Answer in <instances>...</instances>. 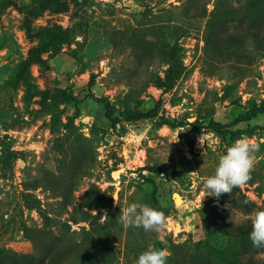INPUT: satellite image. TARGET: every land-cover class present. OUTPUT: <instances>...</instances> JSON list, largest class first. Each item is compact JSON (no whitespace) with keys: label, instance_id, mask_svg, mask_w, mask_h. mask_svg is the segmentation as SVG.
<instances>
[{"label":"rangeland","instance_id":"374dc122","mask_svg":"<svg viewBox=\"0 0 264 264\" xmlns=\"http://www.w3.org/2000/svg\"><path fill=\"white\" fill-rule=\"evenodd\" d=\"M262 12L264 0H0V264H134L152 245L166 264H232L246 247L227 226L264 206ZM41 33L53 37L34 58ZM243 136L259 144L251 179L203 197ZM133 202L166 229L124 226Z\"/></svg>","mask_w":264,"mask_h":264},{"label":"clouds","instance_id":"9594fccd","mask_svg":"<svg viewBox=\"0 0 264 264\" xmlns=\"http://www.w3.org/2000/svg\"><path fill=\"white\" fill-rule=\"evenodd\" d=\"M198 142L203 145L201 136ZM258 150L259 144L255 139L247 136L236 139L218 157L214 174L204 179L206 192L203 197L208 195L219 198L222 194H231L236 187L245 186L257 163L254 153ZM115 203L119 205L117 198ZM248 219L251 223L250 240L255 247H264V206L254 209ZM119 220L126 227H142L146 232L158 234L167 227V217L163 211L146 203L133 202L121 208ZM169 255L167 249H158L152 245L139 254L134 264H166Z\"/></svg>","mask_w":264,"mask_h":264},{"label":"trees","instance_id":"16d2710c","mask_svg":"<svg viewBox=\"0 0 264 264\" xmlns=\"http://www.w3.org/2000/svg\"><path fill=\"white\" fill-rule=\"evenodd\" d=\"M251 25L256 30H264V12L259 14L258 18L255 19L254 22L251 23ZM40 36L42 38V45L40 46L39 49L34 51L33 53L34 58H39V52L40 50L43 49L44 43H49L53 37L48 33H41ZM112 113L113 111L111 105L108 104V115L111 117ZM212 127L217 131H225L222 128V124L214 120L212 121ZM153 171L157 173L160 172V170L156 168H153ZM244 207L248 211L251 209L248 203H245ZM88 215L95 217V214L92 213H88ZM248 217L244 219L242 223H240L239 225L231 223L230 225L227 226L231 231L238 233L242 237L243 248L246 247L244 249V252L231 256L230 262L232 264H264V262L259 256V254L264 250V247H260V248L255 247L249 238V234L251 231V223ZM85 219H87V216H85ZM27 264H45V259L43 256H36L33 259H31Z\"/></svg>","mask_w":264,"mask_h":264},{"label":"bare ground","instance_id":"6f19581e","mask_svg":"<svg viewBox=\"0 0 264 264\" xmlns=\"http://www.w3.org/2000/svg\"><path fill=\"white\" fill-rule=\"evenodd\" d=\"M116 173H117L116 175H118L119 171H117ZM175 196L177 197L178 200L180 199L177 193L175 194Z\"/></svg>","mask_w":264,"mask_h":264},{"label":"water","instance_id":"95a60500","mask_svg":"<svg viewBox=\"0 0 264 264\" xmlns=\"http://www.w3.org/2000/svg\"><path fill=\"white\" fill-rule=\"evenodd\" d=\"M178 194V193H177ZM178 196L180 197V195L178 194ZM175 198H176V200H177V197L175 196ZM180 199H181V197H180Z\"/></svg>","mask_w":264,"mask_h":264}]
</instances>
